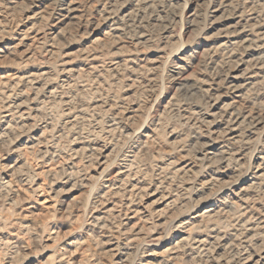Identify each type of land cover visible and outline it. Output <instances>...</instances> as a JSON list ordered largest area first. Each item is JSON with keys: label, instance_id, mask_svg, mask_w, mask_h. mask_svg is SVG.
<instances>
[{"label": "rangeland", "instance_id": "374dc122", "mask_svg": "<svg viewBox=\"0 0 264 264\" xmlns=\"http://www.w3.org/2000/svg\"><path fill=\"white\" fill-rule=\"evenodd\" d=\"M230 1L173 0L187 23L169 28V0H4L0 264H132L143 238L152 264H264V204L249 203L264 154L229 157L241 136L264 143V39L224 37L243 12ZM169 51H194L186 80L201 61L222 73L197 78L210 107L181 97L170 108L181 86L156 95L154 69ZM133 132L142 144L129 153ZM249 156L254 168L238 175Z\"/></svg>", "mask_w": 264, "mask_h": 264}, {"label": "clouds", "instance_id": "9594fccd", "mask_svg": "<svg viewBox=\"0 0 264 264\" xmlns=\"http://www.w3.org/2000/svg\"><path fill=\"white\" fill-rule=\"evenodd\" d=\"M4 6V0H0V7ZM164 7L168 9V17L164 20V23L167 24L169 28L172 27L173 22L177 24L187 23L186 20L178 19L181 9L175 7L173 0H169V2L164 5ZM234 8L243 9V12L241 13L242 19L252 22L257 28L264 27V0H234ZM252 13H255V15H252ZM152 22H156L155 18H153ZM257 35L260 39H264V33H257ZM161 42H163V39H161ZM253 45L256 46L255 41H253ZM182 46V44L178 45L176 51L179 52V48ZM172 57L173 53L169 51L168 54L165 55V57L160 61L159 68L154 69V71H156V81L152 85V87L155 88L156 95H160L166 87L174 89L177 86H181L177 100L173 101L172 105H170V108H176L177 101L183 103L184 101L181 100V97H187L189 100H191L192 103L199 102L202 107H210L211 101L215 99V97L208 95V90L204 89L201 86V82L198 81L197 78L201 74H204L205 78L211 75V80L215 82L217 76L222 75L219 69H217V71L214 73L212 71V67H210L208 63H206L205 61H201L199 67L193 72V75L191 77H188V79L186 80L185 77L187 76V73L192 70L193 66L196 64L197 57L194 54V51L180 53L178 56H176L175 59H173ZM181 61H183V63H181ZM188 80L197 81V83L195 85L183 87V85H186L188 83ZM262 83H264V81H262ZM255 103L258 108L262 107V105H264V96L256 97ZM190 106L191 105H189V107ZM158 111L159 110H157V112ZM181 111H183V109H181ZM154 115L155 114H153L152 119L153 124H155ZM262 115H264V113H262ZM145 118L147 119L148 117ZM117 123H119V121ZM129 139L130 143L128 145V152L135 153L136 150L141 147L142 140L139 137H135V132L132 133V136ZM258 150L261 154H264V143L257 139L249 147L244 137L241 136V142L237 144L231 152H229V157H233L234 153L238 151H247L250 154L254 155ZM158 159L163 160L164 158L159 157ZM250 161L251 156H249V158L245 161L247 167L243 171L239 172L238 175H243L244 171H251L254 168V165H252ZM149 162H151L150 158ZM233 163L238 167V161L233 160ZM261 163L262 166H264V161H262ZM155 167L156 166L153 165V168ZM252 191L256 192L258 195L257 198L250 199L249 203L254 204L256 202H259L261 204H264V175L260 176L259 181L254 185ZM240 198L241 200H243L245 197L243 196V194H241ZM245 207L248 206L245 205ZM150 242L151 241L149 239L143 238L136 245L130 246L131 248H134V251L130 253L129 257L132 264H152V261H144L142 259L148 254L149 250L145 247V245ZM122 248V244L118 245L117 250L119 251ZM238 255H242V253H238Z\"/></svg>", "mask_w": 264, "mask_h": 264}, {"label": "bare ground", "instance_id": "6f19581e", "mask_svg": "<svg viewBox=\"0 0 264 264\" xmlns=\"http://www.w3.org/2000/svg\"><path fill=\"white\" fill-rule=\"evenodd\" d=\"M62 1V0H61ZM232 1V0H231ZM230 1V2H231ZM225 2V1H224ZM229 2V1H228ZM74 4H75V2H73ZM73 4V5H74ZM227 4V3H226ZM225 4V5H226ZM228 5V4H227ZM233 5V4H232ZM230 6H231V4H230ZM67 7H69L68 5H67ZM222 7H224V4H223V6ZM227 7V6H226ZM232 7V6H231ZM229 8V7H228ZM233 8V7H232ZM63 9V8H62ZM65 9V8H64ZM74 10V8H68L67 9V15L68 16H72L73 15V11ZM76 10V9H75ZM235 10V9H234ZM214 11V10H213ZM236 11H238V10H236ZM240 11H242V10H240ZM214 13V12H213ZM230 13V12H229ZM232 13V12H231ZM236 14H238V12L236 13ZM60 15V14H59ZM252 15H254L253 13H252ZM61 16V15H60ZM232 18L234 17V16H232V15H230ZM64 17V16H63ZM66 17V16H65ZM238 18V21H237V23L236 24H233V26L231 25V26H229V27H227L224 31H223V34H224V37H228V39H229V37L231 36L232 37V39L234 38V36L237 34V32L238 33H241V34H247V36L248 35H251V36H253V35H255V34H257V33H260L261 32V30H262V27H260V28H257V27H255V25L252 23V22H250V21H247V20H245V19H242L241 18V14H240V16H236L235 15V18ZM68 18V17H67ZM71 19V18H70ZM74 19V18H73ZM228 19H229V17H228ZM234 19V18H233ZM236 22V21H235ZM234 23V22H233ZM240 29V30H239ZM264 31V30H263ZM262 31V32H263ZM107 33V32H106ZM236 33V34H235ZM112 34V33H111ZM27 35V34H26ZM110 34H108V36H109ZM230 35V36H229ZM240 35V34H239ZM107 36V37H108ZM223 36V35H222ZM246 36V35H245ZM256 36V35H255ZM255 36H253V38H256ZM105 37H106V35H105ZM106 37V38H107ZM116 37V36H115ZM220 37H221V35H220ZM253 38H251L252 40V42H253ZM258 38V37H257ZM56 39H57V37H56ZM248 39V38H247ZM55 40V39H54ZM54 40H52V41H54ZM109 40H110V37H109ZM244 40V39H243ZM242 40V41H243ZM256 40V39H255ZM258 40H261L260 38L258 39ZM51 41V42H52ZM238 41V40H237ZM240 41V40H239ZM244 43L246 42L245 40L243 41ZM250 42V41H249ZM252 42L250 43V44H252ZM42 43V42H41ZM227 44V43H226ZM248 44V43H247ZM20 45V44H19ZM52 45V44H51ZM54 45V44H53ZM42 46V45H41ZM32 47V46H31ZM38 47H39V45H38ZM245 47V46H244ZM240 48V47H239ZM243 48V47H242ZM92 50V49H91ZM29 51V50H28ZM88 52H89V50H88ZM92 53H93V50L91 51ZM233 52V51H232ZM29 54V53H28ZM88 55L90 54V52L89 53H87ZM94 54V53H93ZM86 55V54H85ZM87 55V56H88ZM90 55H92V54H90ZM89 55V56H90ZM99 57V56H98ZM90 59H91V57H90ZM97 60H98V58H97ZM259 60V59H258ZM258 60L256 61V59H255V63H256V65H258ZM259 61H261V60H259ZM89 62V61H88ZM98 62V61H97ZM93 63V62H92ZM100 63V62H99ZM98 64V63H97ZM253 64V63H252ZM67 65V64H66ZM93 65V64H92ZM75 66V65H74ZM100 66V65H99ZM96 67H97V65H96ZM95 66H94V68H96ZM103 67V66H102ZM58 68V67H57ZM92 68V67H91ZM93 68V69H94ZM255 68V67H254ZM69 69V68H68ZM97 69V68H96ZM73 70V69H72ZM91 70V69H90ZM90 70H89V72H90ZM95 70V69H94ZM98 71H100V70H98ZM77 72V71H76ZM45 73V72H44ZM100 73V72H99ZM70 74H71V72H70ZM79 74V73H78ZM77 74V75H78ZM37 75V74H36ZM76 75V74H75ZM38 76V75H37ZM48 76V75H47ZM46 77V76H45ZM41 78V77H40ZM235 78V77H234ZM31 79V78H30ZM43 79H44V77H43ZM40 80V79H39ZM47 79H45V81H46ZM36 81V80H35ZM37 81H38V79H37ZM36 81V82H37ZM44 81V80H43ZM39 82V81H38ZM44 83V82H43ZM24 84H25V82H24ZM27 84V83H26ZM31 85V84H30ZM47 85H48V83H47ZM45 86V85H44ZM226 87V86H225ZM33 88V87H32ZM232 88V91H233V93H235V94H237L238 95V93H240V91H238V88H236V87H234V86H232L231 87ZM50 90V89H49ZM19 91V90H18ZM43 92V91H42ZM48 92V91H47ZM243 92V91H242ZM39 94V93H38ZM236 95V96H237ZM47 96V95H46ZM38 103V102H37ZM41 103V102H40ZM41 106H43V105H41ZM227 107V106H226ZM229 107V106H228ZM67 112V111H66ZM235 113V112H234ZM29 114V113H28ZM215 114V113H214ZM216 115V114H215ZM250 115V114H249ZM228 116V115H227ZM20 117H22V116H20ZM231 117H232V115H231ZM228 120V119H227ZM241 122V121H240ZM239 122V117L237 116H235V117H233V118H231L230 119V121H229V126H230V128H231V130H230V132H231V135H234L235 134V132H236V130H237V125L240 123ZM243 124V123H242ZM245 127V126H244ZM250 131V130H249ZM245 132V131H244ZM220 135H221V133H220ZM127 169V168H126ZM130 171V170H129ZM258 170H256V172H257ZM127 173V172H126ZM257 176V175H256ZM172 177V176H171ZM109 198V197H108ZM170 206V204L168 203L167 204V207H169ZM246 208V207H245ZM106 210V209H105ZM108 210V209H107ZM104 211V210H103ZM211 209H206L205 211H203L202 212V214L201 215H198V216H196L195 218H198V217H200V218H203V219H205V218H209L210 217V214H211ZM248 212V211H247ZM135 213V212H134ZM155 213V212H154ZM156 218H158V220L160 219V218H162L165 214H166V212L164 211V210H162V211H156ZM92 214V213H91ZM131 214V213H130ZM254 214V213H253ZM99 215V214H98ZM134 215H136V214H134ZM238 216V215H237ZM236 216V217H237ZM250 216V215H249ZM98 217V216H97ZM195 218H192V219H195ZM250 218V217H249ZM253 218V217H252ZM102 220V219H101ZM129 220V219H128ZM97 222L99 221V220H96ZM157 221V220H156ZM187 223H189V222H185V223H180L178 226H176V228L175 229H177L178 231H180L181 233H183L182 231L187 227ZM210 224H211V222H210ZM96 225H98V224H96ZM105 225V224H104ZM99 226V225H98ZM248 226V225H247ZM253 226V225H252ZM207 227V226H206ZM134 228V227H133ZM138 228V227H137ZM192 228H193V226H192ZM191 228V229H192ZM237 228V227H236ZM188 229V228H187ZM190 230V229H189ZM209 230V229H208ZM243 231H244V233H250V232H252V227L251 228H249V227H247V228H244V229H242ZM192 231V230H191ZM242 231V232H243ZM187 232V231H186ZM193 232V231H192ZM133 233V232H132ZM240 233V232H239ZM184 234V233H183ZM191 234V233H190ZM242 234V233H241ZM238 235V234H237ZM236 235V237H239V236H237ZM240 235V234H239ZM244 235V234H243ZM129 237V236H128ZM193 238V237H192ZM189 239V238H188ZM186 240V237H184V238H181L176 244H182V243H184V241ZM188 242V241H187ZM193 242V241H192ZM194 243V242H193ZM192 243V244H193ZM197 243V242H196ZM191 244V243H190ZM183 245V244H182ZM188 246V245H187ZM170 251L172 252V251H174V248H171L170 249ZM176 251V250H175ZM198 252V251H197ZM244 261H246V260H244ZM60 263V262H59Z\"/></svg>", "mask_w": 264, "mask_h": 264}]
</instances>
